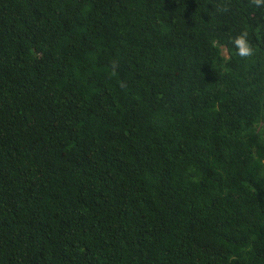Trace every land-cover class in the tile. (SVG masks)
<instances>
[{
    "label": "trees",
    "instance_id": "obj_1",
    "mask_svg": "<svg viewBox=\"0 0 264 264\" xmlns=\"http://www.w3.org/2000/svg\"><path fill=\"white\" fill-rule=\"evenodd\" d=\"M0 264H264V8L0 0Z\"/></svg>",
    "mask_w": 264,
    "mask_h": 264
},
{
    "label": "clouds",
    "instance_id": "obj_2",
    "mask_svg": "<svg viewBox=\"0 0 264 264\" xmlns=\"http://www.w3.org/2000/svg\"><path fill=\"white\" fill-rule=\"evenodd\" d=\"M252 6L256 8H264V0H249ZM248 33L242 32L233 38L232 43L236 49V54L241 58H247L253 55V48L248 40ZM226 47L224 46L223 53L226 54Z\"/></svg>",
    "mask_w": 264,
    "mask_h": 264
}]
</instances>
